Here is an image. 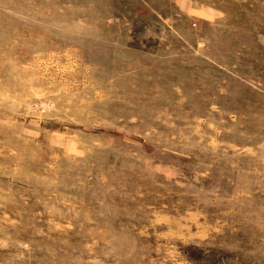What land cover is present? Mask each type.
I'll return each mask as SVG.
<instances>
[{
  "label": "rangeland",
  "instance_id": "rangeland-1",
  "mask_svg": "<svg viewBox=\"0 0 264 264\" xmlns=\"http://www.w3.org/2000/svg\"><path fill=\"white\" fill-rule=\"evenodd\" d=\"M0 264H264V0H0Z\"/></svg>",
  "mask_w": 264,
  "mask_h": 264
}]
</instances>
